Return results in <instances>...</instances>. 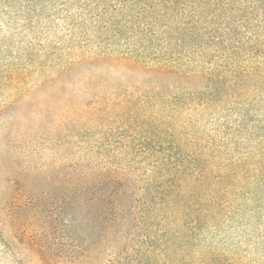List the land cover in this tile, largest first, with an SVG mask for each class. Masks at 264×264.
Here are the masks:
<instances>
[{
    "label": "trees",
    "instance_id": "obj_1",
    "mask_svg": "<svg viewBox=\"0 0 264 264\" xmlns=\"http://www.w3.org/2000/svg\"><path fill=\"white\" fill-rule=\"evenodd\" d=\"M5 1L64 31L53 49L69 38L45 83L93 64L132 79L101 78L75 108L96 155L85 198L68 205L88 228L84 246L53 251L46 233L18 230L33 261L7 249L13 264H264V0ZM31 194L14 190L7 218L39 216ZM235 238L248 243L240 254L228 251Z\"/></svg>",
    "mask_w": 264,
    "mask_h": 264
},
{
    "label": "rangeland",
    "instance_id": "obj_2",
    "mask_svg": "<svg viewBox=\"0 0 264 264\" xmlns=\"http://www.w3.org/2000/svg\"><path fill=\"white\" fill-rule=\"evenodd\" d=\"M38 13L41 19L34 16ZM43 14L41 10L23 9L21 3L0 0V217L4 220L0 264H13L7 249H15L20 261H33L32 253L25 251V246L18 244L14 237L18 230L26 228L31 229L29 233L41 236L46 233L42 242L53 251L56 243L64 248L70 244L84 246L83 235L88 228L83 225L79 210L73 212L75 218L70 220L72 211L68 205L75 199L85 198L87 183L83 168L94 165L96 155L90 154L94 144L86 143L79 135L83 134L81 127L85 126L86 116L77 113L75 108L81 106V91L96 81L105 86L108 81L112 85L125 83V77L132 80L116 71L110 73L109 65L93 64L77 67L58 82L45 83V79L62 71L71 52L66 47L69 38L58 49L51 47V42L66 33L59 35L54 31V25ZM43 38L50 41L45 49L38 44ZM80 55L84 54L76 53L77 57ZM103 77L109 80L102 81ZM72 83L77 87L72 88ZM17 188L32 193L35 200L31 205L41 208L39 216L27 210L17 212V218H7L11 212L6 207ZM21 195L22 200L28 197ZM237 241L239 244H235ZM107 243L110 248L115 245L114 241ZM128 243H131L128 239L123 242ZM236 245L241 250L248 247L245 239H231L230 254H240L233 248ZM100 260L99 257L92 264Z\"/></svg>",
    "mask_w": 264,
    "mask_h": 264
}]
</instances>
